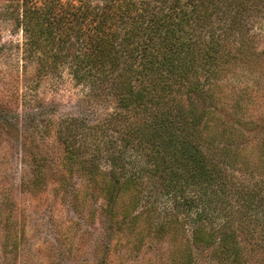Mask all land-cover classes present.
<instances>
[{
    "label": "trees",
    "instance_id": "trees-1",
    "mask_svg": "<svg viewBox=\"0 0 264 264\" xmlns=\"http://www.w3.org/2000/svg\"><path fill=\"white\" fill-rule=\"evenodd\" d=\"M16 1L10 15L35 76L66 72L114 102L96 123L61 121L60 155L34 157L27 192L55 176L72 211L99 218L103 247L113 232V250L125 237V258L168 237L169 264H192L195 248L209 249L210 264H264V136L239 145L242 130L217 114L255 104V89L226 91L223 80L246 64L263 73L249 26L262 24L264 0ZM170 196L180 211L163 206ZM3 229L16 253V230Z\"/></svg>",
    "mask_w": 264,
    "mask_h": 264
},
{
    "label": "rangeland",
    "instance_id": "rangeland-1",
    "mask_svg": "<svg viewBox=\"0 0 264 264\" xmlns=\"http://www.w3.org/2000/svg\"><path fill=\"white\" fill-rule=\"evenodd\" d=\"M16 2L0 0V264H169L172 247L168 237L152 240L136 258H125L123 235H118L120 248H110L117 239L115 232L109 247H103L99 218L93 219L88 209L82 215L72 211L69 199H60L52 190L55 176L46 191L27 192L34 157L54 159L60 155L56 131L61 121L81 116L96 123L113 111L114 102L93 98L66 72L60 77L35 76V63L22 57V30L10 15ZM262 19L260 26L255 28L252 21L249 26L259 47L264 45ZM262 72L257 74L246 64L223 80L226 91H238L239 87H246L250 94L251 88L257 91L255 104L251 105L250 99L241 112H217L223 124L242 130L246 140L239 145H258L264 136V68ZM170 197L163 198V206L180 207V211L182 206L176 204L181 199ZM7 224L16 230V253L4 248L3 227ZM193 253L192 264L212 262L208 248H195Z\"/></svg>",
    "mask_w": 264,
    "mask_h": 264
}]
</instances>
